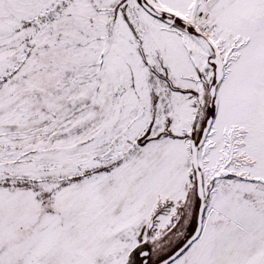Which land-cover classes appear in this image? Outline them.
Here are the masks:
<instances>
[{
    "label": "snow or ice",
    "instance_id": "snow-or-ice-1",
    "mask_svg": "<svg viewBox=\"0 0 264 264\" xmlns=\"http://www.w3.org/2000/svg\"><path fill=\"white\" fill-rule=\"evenodd\" d=\"M0 264H264V0H0Z\"/></svg>",
    "mask_w": 264,
    "mask_h": 264
}]
</instances>
